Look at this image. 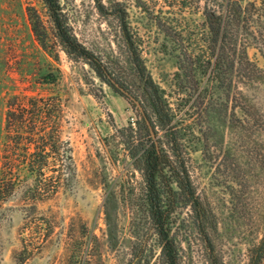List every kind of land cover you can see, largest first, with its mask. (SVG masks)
<instances>
[{"label":"rangeland","instance_id":"1","mask_svg":"<svg viewBox=\"0 0 264 264\" xmlns=\"http://www.w3.org/2000/svg\"><path fill=\"white\" fill-rule=\"evenodd\" d=\"M59 1L70 31L100 63L60 40L43 0H0V164L9 100L56 94L76 165L39 204L37 218L53 224L48 241H37L49 224L30 223L20 193L0 201V264H166L147 200L144 156L153 142L179 264H248L264 236V36L248 48L259 67L253 80L234 82L227 60L214 79L199 62L211 56L202 51L199 4ZM108 74L141 101L157 142Z\"/></svg>","mask_w":264,"mask_h":264},{"label":"trees","instance_id":"2","mask_svg":"<svg viewBox=\"0 0 264 264\" xmlns=\"http://www.w3.org/2000/svg\"><path fill=\"white\" fill-rule=\"evenodd\" d=\"M43 1L60 40L73 52L91 62L100 63L70 31L60 1ZM185 1V8H191L194 4L202 8V51L211 56L199 62L203 63V67L212 66L210 76L218 79L227 60L234 82L236 78L253 80L259 67L251 60L248 48L253 40H259V35L264 36V0ZM122 28L128 36L127 20H123ZM180 69L183 67L180 66ZM154 91L156 95L159 94L157 88ZM158 98L162 101L161 120L169 124L174 118L171 105L162 100V96ZM64 113L62 98L52 94L15 96L9 100L6 114V141L0 164V201L5 202L20 193L21 208L30 223L35 227L49 224V228L39 233L37 241H48L53 228L49 218H37L39 204L56 195L76 171L73 146L63 136ZM153 128L155 130L154 125ZM144 157L149 211L161 241L162 253L166 264H179L178 247L171 235V211L165 206L164 192L159 182L163 168L162 150L153 142ZM41 248L42 245H37L26 250L34 254ZM248 264H264V236L253 245Z\"/></svg>","mask_w":264,"mask_h":264},{"label":"water","instance_id":"3","mask_svg":"<svg viewBox=\"0 0 264 264\" xmlns=\"http://www.w3.org/2000/svg\"><path fill=\"white\" fill-rule=\"evenodd\" d=\"M108 78L110 80V82L124 95H126L133 103L136 104V106L138 107V109L141 111L147 126L150 130V133L153 137V139L156 141V133L155 130L153 128V125L151 123V120L149 119V117L146 114L145 108L143 106V104L141 103V101L135 97L128 89H126L123 85H121L118 81H116L110 74H108ZM157 142V141H156Z\"/></svg>","mask_w":264,"mask_h":264}]
</instances>
